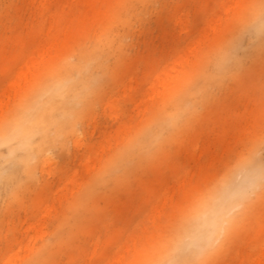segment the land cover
I'll return each instance as SVG.
<instances>
[{
	"label": "rangeland",
	"instance_id": "obj_1",
	"mask_svg": "<svg viewBox=\"0 0 264 264\" xmlns=\"http://www.w3.org/2000/svg\"><path fill=\"white\" fill-rule=\"evenodd\" d=\"M126 1L103 0L97 15L80 11L85 25L77 32L78 21L70 17L68 38L50 49L46 64L66 53L76 60L77 47L97 44ZM261 1H131L138 13L118 25L125 49L109 54L106 67L92 64L89 73L98 80L88 89L87 81L81 84L87 96L76 99L86 113L65 148L52 146V159L42 161L43 170L33 178L24 160L31 149L20 136L0 146V264H137L184 221L199 217L204 211L199 207L216 206L229 190L230 176L239 181L246 171L258 172L255 192L247 188L250 181L243 182L251 193L246 201L264 192V23L254 30L245 24ZM20 4L0 0V35L6 42L5 30L9 37L28 22L19 14ZM233 30L242 33V43L225 61H212ZM47 35L44 31L42 43ZM14 45L7 51L20 61L27 55ZM9 83L0 84V93ZM21 94L13 91L6 103ZM177 98L186 105L183 111L174 106ZM165 108H172L175 120L158 125L160 136L152 135L144 154L130 150L127 168L116 167L132 139ZM68 119L76 118H63ZM56 127L48 126L50 136L62 133L63 140L64 130ZM44 136L39 130L30 141L35 146ZM231 196L225 201L228 215L238 214L243 207L236 200L242 198ZM209 232L215 239L216 230ZM231 238L226 250L203 264H264V194Z\"/></svg>",
	"mask_w": 264,
	"mask_h": 264
},
{
	"label": "bare ground",
	"instance_id": "obj_2",
	"mask_svg": "<svg viewBox=\"0 0 264 264\" xmlns=\"http://www.w3.org/2000/svg\"><path fill=\"white\" fill-rule=\"evenodd\" d=\"M131 1L139 3L143 0H127L118 13L120 15L119 19H112L105 24L102 33L98 36L97 44L93 47L80 46L75 49L76 60L71 58L73 53H66L58 57L59 59L54 64L52 62L46 64L50 49L54 48L58 41L64 42L68 38L66 24L70 17L78 21L77 29H75L77 32L80 26L85 25L78 17L80 11L86 10L88 15H97L100 12L103 0H21L29 8H25L23 4H20L18 6L19 14L25 15L28 22L24 27L17 26L13 30L15 33L10 34L9 37L6 35L7 30H5L4 36L8 38L7 42L2 40V35H0V68L3 64L6 66L3 65L2 84H0L3 85L6 80L10 82L0 93V111H4L0 120V146L6 144L13 136H20L21 144L27 149H31L30 153L24 156L30 177L37 176L39 167L43 170L41 167L42 161L52 159V146L59 145L60 149L65 148L67 139L76 131V125L79 123L77 119L86 113L80 100L76 97L80 93L83 94V97L87 96L86 91H81L83 89L81 84H84V82L87 81L86 89L89 88L90 81L96 84L98 78L92 77V74L89 73L94 61L99 66L106 67L105 60L109 54L117 56L118 52L121 53L123 48L125 49L124 34L120 32L118 25L127 23L129 13L135 15L138 13V8L135 10V4L130 5ZM136 5L138 4L136 3ZM10 6L9 4L8 10ZM263 23L264 0L261 1L256 16L248 17L245 21V24L252 27L253 30ZM8 30H11V28ZM44 31L48 34V38L42 43L41 38ZM57 33H61L59 39L53 40V36ZM241 41L242 33L239 30H233L218 45L217 54L219 56L217 55L218 58L215 57L212 61H225L232 54V49L239 46L242 43ZM10 42L15 44L13 48L23 49L22 53L27 56L18 61V56L15 53L7 51ZM197 46L198 44L194 45V49ZM13 68L14 71L17 70L14 74L12 73ZM79 73H85L84 77L79 78L77 76ZM101 87H103V83ZM13 91L14 94L22 91V94L12 104L10 102L6 103L5 98L10 101ZM46 94L47 97H44ZM174 106L177 110L183 111L186 105H184L181 98H177ZM171 110L165 108L155 112L153 120L132 139L122 152L123 154L117 159L118 165L116 167L121 166L120 169L127 168L126 166L131 161L129 158L130 150L140 154H144L148 150L152 135L160 136L158 125L162 122L171 123L175 120L176 114ZM73 116L76 119L72 121H69V119L63 120L64 117L73 118ZM54 123L58 126L56 127L58 131L64 130L66 136L63 140L60 139L62 133L50 136L48 126ZM39 130H44L45 136L34 146V142L30 141V137L32 133ZM249 173L248 171L244 172L239 181L237 180L238 177L235 179L230 176L229 190L224 191L216 206L199 207L200 210H204L201 211L199 217L192 215V218L190 217L192 221H184L185 223L180 225L177 231L159 246L155 254L144 255L137 264H203L207 258L211 259L215 253L226 250L231 244V234L235 226L244 217L248 216L251 209L255 207L264 194V192L252 193L255 194L252 195L253 200L246 201L251 193H248V189H243V182L245 180H247V183L250 181L251 185L249 184L247 188H250L249 190L253 192L254 185L258 181V176H256L258 172H252L253 176H250L252 174L249 175ZM121 176L123 174H119L118 177ZM256 186L258 187V185ZM241 188L243 191H240ZM255 190L257 191V188ZM229 194L242 198L236 200V202L239 201L237 204L243 207L242 209L237 207L240 209H238V214L228 215L231 206H226L225 201ZM209 213L212 215L211 218L208 216ZM195 218L196 221L193 220ZM210 230L214 231V234L216 230L217 236H214L215 239L210 238V233L213 234V232L208 233ZM192 248H196L195 251L192 252Z\"/></svg>",
	"mask_w": 264,
	"mask_h": 264
}]
</instances>
